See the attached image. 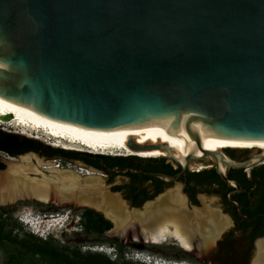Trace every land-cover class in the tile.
<instances>
[{
	"label": "water",
	"instance_id": "obj_1",
	"mask_svg": "<svg viewBox=\"0 0 264 264\" xmlns=\"http://www.w3.org/2000/svg\"><path fill=\"white\" fill-rule=\"evenodd\" d=\"M0 95L95 132H141L150 122L175 123L147 133L186 132L189 151L184 164L169 157L179 171L130 170L177 181L188 173L194 145L203 135L264 139V0H0ZM126 145L132 150H171L165 143L138 144L131 137ZM226 149L233 148L201 155L210 156V167L227 185L250 192L227 170L263 164L264 155L257 153L255 161L252 155L236 160ZM26 154L34 163L36 158L46 160L35 152L4 154L0 189L16 185L9 163ZM81 167L90 175L106 174ZM58 170L73 171L81 181L89 176L78 169ZM43 174L51 173L38 165L26 177L39 179ZM95 193L76 189L67 190L66 196ZM28 199L12 195L0 206ZM262 236L252 244V257ZM192 244L197 249L195 241Z\"/></svg>",
	"mask_w": 264,
	"mask_h": 264
},
{
	"label": "bare ground",
	"instance_id": "obj_2",
	"mask_svg": "<svg viewBox=\"0 0 264 264\" xmlns=\"http://www.w3.org/2000/svg\"><path fill=\"white\" fill-rule=\"evenodd\" d=\"M8 114L10 118L4 120L3 117ZM0 124L22 126L43 131L50 137L59 140V143H57L66 149L83 147L91 152H119L127 156H165L167 160L172 161L169 158L171 156L178 159L181 164H184V156L189 151L188 138L185 136L186 132L184 131L155 129L153 134L147 133L159 126L170 127L176 125L169 121L150 122L141 129V132L125 130L115 133L95 132L59 119L47 117L28 106L8 100L1 95ZM129 137L138 144L165 143L171 150L160 148L132 150L126 145ZM223 148L258 149L257 153H260L261 156L264 155V139H231L203 135L194 145L193 155L195 158L190 159L189 163L190 161L197 162V158H210V156L202 157L203 151L217 152ZM257 153L252 154V161H255L259 156ZM38 165L48 170L51 174H43L42 178L39 179L26 177L28 171L36 172ZM52 165L51 161L45 162L37 158L36 163H34L30 154L13 160L9 163V172L14 176L16 185L10 190L0 189V204L4 205L12 195H21L31 198L28 200L36 199L41 202L52 200L56 204L71 202L75 205L87 206L99 211L105 218L111 220L115 226L113 232L117 234H123L124 229L132 228V230H135L133 235L136 239L149 243H162L171 236L185 251L194 252L197 256H201V250L207 251L209 249H207V246L214 243L221 229L226 226V221L220 215L207 210H202V213H199V215L208 216V220L206 219L207 223H199L198 220L193 223L194 225L191 224V219L198 215L196 211H193L188 216L181 211V217L177 213L178 216L172 215L174 217H170V214L168 215L169 217L165 216L164 213L162 215L161 212L166 210L176 212L184 209L185 203L179 189L167 191L157 197L155 201L146 204L143 209L128 210L118 194H111L105 189L101 177L90 175L92 173L87 171L86 173L89 176L81 181L79 176L73 171L58 170ZM220 166L224 169L221 162ZM23 174L26 178L22 177ZM76 189L85 194L96 193L77 199L66 196L67 190L73 192ZM170 223L173 229L169 228L168 224ZM203 224H206L207 229L202 228ZM197 235L200 236L198 238L199 243H196V250L199 249V251L195 252V247L192 243L194 242L193 238L197 237ZM249 264H264V238L257 243V248Z\"/></svg>",
	"mask_w": 264,
	"mask_h": 264
},
{
	"label": "rangeland",
	"instance_id": "obj_3",
	"mask_svg": "<svg viewBox=\"0 0 264 264\" xmlns=\"http://www.w3.org/2000/svg\"><path fill=\"white\" fill-rule=\"evenodd\" d=\"M0 129L8 132L17 133L30 138L38 139L44 144L55 148L73 151L85 149L83 147H74L71 149L63 148L58 144L59 140H57L56 138L50 137L43 131L34 130L28 127L25 128L22 126H9L5 124H0ZM233 149L247 150V152L243 154L238 152L237 158H233L236 160H244L259 151L258 149ZM3 155L4 154L0 152V159L3 158ZM39 157L42 158L41 155H39ZM205 159L206 160L203 161L204 168L210 169V164L212 163V161L209 158ZM46 160L44 161L46 162ZM62 163L63 165L69 164L71 169L82 168L81 163L78 162L62 161ZM172 164L175 165L174 162H172ZM207 164L209 165L206 166ZM194 165L198 166L196 161H190L189 166L192 168L194 167ZM200 166L202 165L200 164ZM244 170L247 172L249 171V168ZM101 177L105 181V189H109L111 194L119 193V198L122 197V199L120 198L121 201H126L125 197L122 194V191L115 188L116 186L122 185L127 182L128 179L126 178V176L120 173H115L112 178H109L107 174L102 175ZM171 189H179L181 196H183L185 207L184 209H180L179 211L177 210L178 212L176 210V212H174L173 210H163L166 213L161 212L162 215L164 213L165 216H168L170 214V217H174L179 214V216L181 217V211H183V213H185L187 216L193 213V211H196L198 215L192 217L191 224L196 223L198 220L199 223H207L208 216L199 215V213H202V210H207L217 213L218 215H220L221 218L226 221V226L221 229V231L219 232L220 234L215 238L214 243H211V246H207V249H211L209 257L199 258L195 254L185 251L182 247L177 244V242L171 236H169L168 239L162 243H149L136 239L133 235L135 234V230H132V228H126L123 230V234H117L113 232L115 227L114 223L108 218L106 219L111 222V228L105 231L102 235L92 236L84 234L83 231H81L79 222L76 223V218L78 217V212H80L86 207L79 205L50 204L47 206L45 205V203L38 202L35 200H20L11 205L0 206V208H8L7 213H4L1 219V221L5 224L3 231H9V226L6 225L8 223L18 224L19 228H15L14 230H12V234L10 235V238L15 241V244L12 247L13 249L14 247L17 248L19 243L23 241H33L34 238L30 237L31 235H33L36 238L42 239L48 237L58 239L60 242H66L74 248H79L82 252H101L105 254L109 259L114 261H116L118 258V251H122L126 262L142 264H224L222 262L213 261L214 259L218 258L217 255L219 254V243L223 242L225 232L224 228L229 226L231 223H228L227 216L225 215V213H221L222 204L217 198V196H215L214 193H208L203 189L196 193L197 203L189 202L184 190L182 189L181 182L177 180L174 182H170V184L168 185H165L160 192L161 194L156 197L154 196L155 198L153 197L151 202L155 201L157 197L166 193L167 191H170ZM151 202L143 204L141 203L139 206L136 207L140 209L141 206L144 207L146 204ZM124 204L126 207L129 205L128 203ZM127 209L132 210V207H127ZM203 225L204 226L202 228L207 229L206 224ZM168 226L170 229H173L171 223L168 224ZM262 237H264V235ZM193 239L195 241V244L199 243L197 237H194ZM243 239L244 238L240 236V234L236 233L233 238L229 240L226 245L223 246L220 254L227 256H242L243 254H245L247 255L246 262L249 261L252 257V247L249 249L248 243L245 242V240ZM114 242L117 244V246L113 244ZM9 245V242L5 240L4 245L0 246V264L7 263L6 260L10 254Z\"/></svg>",
	"mask_w": 264,
	"mask_h": 264
},
{
	"label": "trees",
	"instance_id": "obj_4",
	"mask_svg": "<svg viewBox=\"0 0 264 264\" xmlns=\"http://www.w3.org/2000/svg\"><path fill=\"white\" fill-rule=\"evenodd\" d=\"M232 155L235 157L236 149H228ZM0 152L10 155L18 156L26 152H35L41 156H45L48 159H60L64 162H69L71 159L76 158L79 154H84L90 161L94 164L97 160L103 161L107 168L102 170L108 173L109 178L115 175L111 168L126 169L127 171L123 174L128 176L130 179L128 182L116 186L118 190H124L126 192V199H133L132 206H139L146 200L152 199L156 194L160 193L162 189L156 190L152 194H148L146 188H140L136 185L137 173L132 172L130 169H137L135 162L132 160L135 156H107L102 154H91V153H80L73 150H65L61 148L51 147L44 144L38 139L23 136L17 133L8 132L0 129ZM142 157H157L156 155H148ZM140 159V158H138ZM4 164L0 161V169H3ZM102 169V168H100ZM148 171L163 172L166 174H174L178 171V168H173L171 164H165L160 168L151 169L150 165L146 167ZM231 173L228 175L234 176L241 183V186L245 189H250L254 186V181L256 182L254 189L249 193H237L231 195L232 199L236 198L240 206H249V198L255 199L253 202V207L243 208L241 211L250 220L241 221L239 225L240 236H242L245 242L248 243L249 249L252 247L254 240L260 237L264 233V163L253 167L250 169L252 173L251 178H247V172L244 169H230ZM204 173L203 177H197L199 174ZM198 183H213L219 181V183L224 184L220 177L216 174L214 168L204 169L203 172L192 173ZM151 177L148 175H142V181H146ZM215 183V182H214ZM227 189H234L233 187H228ZM191 190H193L191 192ZM189 190L192 197L198 192L193 188ZM136 191V192H135ZM208 193H219L218 188L206 189ZM138 195H143V197L138 200ZM227 193H223L225 198ZM243 197H249L244 200ZM194 199V198H193ZM50 205V204H45ZM8 208H0V246L4 245V241L9 242L10 254L6 260V264H142L134 262H126L122 251H118V258L116 261L109 259L105 254L97 251H85L82 252L79 248H74L66 242H60L58 239L52 237L48 238H36L33 235L30 237L34 240L23 241L19 243L17 248H12L15 241L10 238L12 230L19 228L17 223H8L9 231L4 232L5 224L1 221L4 213H7ZM79 225L81 231L87 235H102L105 231L111 228V222L107 220L100 212L95 211L91 208H84L78 212ZM242 218L235 214V222H240ZM235 234L230 231L226 234L225 239L227 242L233 238ZM115 246L117 244L113 243ZM13 249V250H12ZM12 251V253H11Z\"/></svg>",
	"mask_w": 264,
	"mask_h": 264
},
{
	"label": "flooded vegetation",
	"instance_id": "obj_5",
	"mask_svg": "<svg viewBox=\"0 0 264 264\" xmlns=\"http://www.w3.org/2000/svg\"><path fill=\"white\" fill-rule=\"evenodd\" d=\"M76 151L80 152V153L102 154V155L113 156V157L127 156V155H124L123 153H119V152H116V153H92L91 151H89L87 149L76 150ZM235 152H236L235 157H237V153L238 152L243 154V153L247 152V150H237L236 149ZM225 153L228 156L232 157V155H231V153H230V151L228 149L225 150ZM42 157L46 158L45 156H42ZM46 159H48V158H46ZM132 160L135 162V164L137 166V169H145L146 170V167H148L150 165V168L153 170V169L160 168V167H162L165 164H171V166L173 168H178V166L175 163H174L175 165H173L172 161H169V160H167L165 158L138 159L137 157H133ZM203 161H204V159H203ZM203 161H197L196 163H197L198 166L194 165V167H192V168L189 166L188 173L185 176L180 177L178 180L181 182L182 189L184 190L189 202H196L197 203L196 194H195L194 197H192L190 192H189V190H191L192 188L194 190H198V191L203 190V189L204 190L212 189V188H218L220 190V192L216 193L215 196H217V198L219 199V201L222 204L221 213H225V215L227 216L228 223L230 222L231 224L224 228L225 232H224L223 242L219 243V250H218L219 254L217 255L218 258L214 259L213 262L217 261V262H222L224 264H227V263H230V264H245V262L247 260V255H245V254H243L242 256H240V255L227 256V255H221L220 253L222 251L223 246L227 244V240L225 239L226 234L228 232H230V231H233L234 234L240 233V229L238 227H239L241 221L250 220V219H248L246 217V215L243 213V211H241V209L248 208V207L252 208L253 207V202H254L255 199L249 198V197H243L244 200H247L249 198V200H250L249 206H246V205L240 206L238 200L236 198L232 199L231 195L237 194V193H249V192H241V191H238V190H235V189H227L229 187V185H227L221 178L220 179L224 182V184L219 183V181H216V179L214 181L215 183L214 182L210 183V184H208V183H205V184L198 183L197 179L192 176V173L203 172L204 169H209V168H204ZM69 162H78V163H81V165L83 167L93 168V169H96V170H99V171L106 170V168H107V165L103 161L97 160L93 164L90 161V159L87 158L84 154L77 155L76 158L71 159ZM200 164L202 166H200ZM208 165L209 164H207L206 166H208ZM257 166H259V165H256L254 167H257ZM100 168H102V169H100ZM211 168H213V167H211ZM250 169H249V171H247V174H246L247 178H251L252 177V173H251ZM110 170H113V169L111 168ZM178 171H179V169H178ZM229 173H231L230 169L227 170V175ZM106 174L108 175V173H106ZM137 174L138 175L136 177V185L140 186V188L147 187L146 190H147L148 194H152L156 190L163 189L165 185L170 184V182L163 181L162 179H159V178L153 177V176H150L151 178L147 179L146 181H142L143 173H137ZM203 176H204V173L199 174L197 177H203ZM228 176L230 178L236 179L238 181V179L235 178L234 176H230V175H228ZM126 178L128 179L127 180V182H128L130 178L128 176H126ZM239 184L241 186L240 182H239ZM255 184H256V182L254 181V186H252V188H250V192H251L252 189H254ZM121 191H122L123 196L125 197L126 192L124 190H121ZM192 191L193 190H191V192ZM224 192L227 193V196L225 198L223 197V193ZM142 197H143V195H138L137 198H135V199L140 200ZM125 200H126V202L129 205L132 206L133 199H126L125 198ZM235 214L242 218L240 220V222H238V223L235 222ZM194 251L197 252V251H199V249L196 250V248H195ZM190 253H193V254L196 255V253H194V252H190ZM210 253H211V249H209L207 251L201 250V256H197V255L196 256L199 257V258H201V257L202 258L209 257Z\"/></svg>",
	"mask_w": 264,
	"mask_h": 264
},
{
	"label": "built area",
	"instance_id": "obj_6",
	"mask_svg": "<svg viewBox=\"0 0 264 264\" xmlns=\"http://www.w3.org/2000/svg\"><path fill=\"white\" fill-rule=\"evenodd\" d=\"M52 162V166L54 168H57V169H65V168H70V165L69 164H66V165H63L62 161L60 159H52V160H49ZM78 170H80L81 172H86L87 170L84 169V168H79Z\"/></svg>",
	"mask_w": 264,
	"mask_h": 264
},
{
	"label": "clouds",
	"instance_id": "obj_7",
	"mask_svg": "<svg viewBox=\"0 0 264 264\" xmlns=\"http://www.w3.org/2000/svg\"><path fill=\"white\" fill-rule=\"evenodd\" d=\"M78 222H79V217L76 218V223H78Z\"/></svg>",
	"mask_w": 264,
	"mask_h": 264
}]
</instances>
